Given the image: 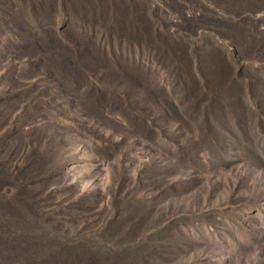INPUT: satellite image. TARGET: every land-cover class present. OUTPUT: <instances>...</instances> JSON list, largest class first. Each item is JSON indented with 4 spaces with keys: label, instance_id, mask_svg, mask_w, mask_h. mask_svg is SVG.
I'll list each match as a JSON object with an SVG mask.
<instances>
[{
    "label": "rangeland",
    "instance_id": "374dc122",
    "mask_svg": "<svg viewBox=\"0 0 264 264\" xmlns=\"http://www.w3.org/2000/svg\"><path fill=\"white\" fill-rule=\"evenodd\" d=\"M129 1L154 9L173 44L0 0V206L32 200L58 239L109 264H264V1ZM69 31L91 50L81 82L32 50ZM177 43L196 87L170 68ZM215 60L225 73L201 76ZM4 219L13 244L23 226Z\"/></svg>",
    "mask_w": 264,
    "mask_h": 264
},
{
    "label": "trees",
    "instance_id": "16d2710c",
    "mask_svg": "<svg viewBox=\"0 0 264 264\" xmlns=\"http://www.w3.org/2000/svg\"><path fill=\"white\" fill-rule=\"evenodd\" d=\"M213 1L234 11L251 8L255 6L254 3L261 2L260 0ZM40 4L46 5L49 13L55 11L57 7L62 8L68 10L73 17L78 15L80 20L88 22L92 27L100 26L105 30H115L148 44L155 42L157 47L166 48L169 47L168 44L172 43L158 29L160 23H158L154 9L149 8L143 2L134 5L129 0H40ZM156 38H159V42ZM76 39V34L70 31L63 36L53 35L49 32L40 41H37L36 45H32V50H42V56L46 58L53 72L81 82L90 76L94 68L92 63L88 62V54L91 53V50L86 46L79 47ZM175 46L176 51L172 57L174 61L170 60V68L175 71L177 76H183L187 83H190L191 80L192 85L196 87L192 55L186 45L177 43ZM69 61L73 62L70 67L68 66ZM215 61L208 63L211 68L208 66L206 68V63L198 64L201 76H204L206 72L211 76L220 71L225 73L224 64ZM195 87H193L194 90H196ZM0 165L3 167V164ZM30 167H33L32 164H28L25 174L31 171ZM6 177V172H3L0 175V181H4ZM25 204L28 207H6L9 208L7 211L4 210L5 206H0L1 232H6V228L2 229V224H5L4 215L14 216L23 226V235H18V240H14L12 245L0 242V264L8 260L12 264H109L105 256L95 251H89L83 242L67 238L58 239L53 228L41 223L33 201H28L27 198Z\"/></svg>",
    "mask_w": 264,
    "mask_h": 264
}]
</instances>
